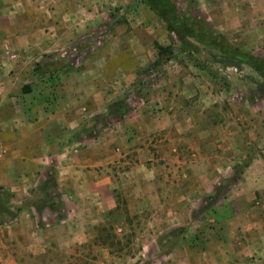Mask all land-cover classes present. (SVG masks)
Instances as JSON below:
<instances>
[{"label": "rangeland", "instance_id": "374dc122", "mask_svg": "<svg viewBox=\"0 0 264 264\" xmlns=\"http://www.w3.org/2000/svg\"><path fill=\"white\" fill-rule=\"evenodd\" d=\"M15 1L29 8L44 2L49 9L24 17L34 24L37 44L32 49L25 46V29L9 31L17 17L6 18L5 28L0 27V82L12 91L11 102L0 108L1 118L11 114L18 124L38 118L22 105L24 94L38 100L40 118H49L51 104L63 101L58 113L75 117L74 137L82 145L122 147L127 153L107 170L100 168L113 176L109 186L83 191L76 224L38 222L43 230L35 232L31 218L30 223L21 219L31 203L41 210L47 197L56 196L47 187L54 169L36 189L15 192L0 185V264H264V96L259 91L264 79L249 67L223 68L207 55L197 58L212 74L200 70L164 22L137 0H75L79 9L74 12L63 0ZM174 1L181 13L203 19L234 45L264 58V0ZM82 8L94 12L90 23ZM38 17L56 21L57 34L75 25L86 28L65 51L66 57L79 58L74 67L43 39L48 28ZM157 45L173 46L177 58H159ZM50 62L61 63L59 76L29 74L37 63ZM86 69L99 72L97 87L86 86L89 79L80 77V88L69 87L72 74ZM17 70L26 74L9 78ZM122 70L130 71L128 85L113 87L122 81ZM112 72L119 80L112 81ZM121 103L132 108L126 116L117 113ZM11 153L1 144L0 162ZM182 162L197 172L183 171L175 181L177 190L165 189L173 176L165 172ZM13 166L21 168L16 162ZM218 169H223L224 186L210 195L205 186L211 175L205 174ZM158 180L165 186L159 182L156 190ZM241 180L257 190L234 193ZM237 196L245 202L240 208L231 201ZM113 199L115 208L103 212ZM59 215L65 218L64 212ZM251 215L257 223L249 222Z\"/></svg>", "mask_w": 264, "mask_h": 264}, {"label": "crops", "instance_id": "0c3cea01", "mask_svg": "<svg viewBox=\"0 0 264 264\" xmlns=\"http://www.w3.org/2000/svg\"><path fill=\"white\" fill-rule=\"evenodd\" d=\"M63 1L65 3H69L67 4V6L71 8V11H75V0ZM17 2L18 1L15 0H0V27L5 28L4 21L6 18L17 17V19H15V23H17V26L15 25V27L9 28L11 29L9 31H12L13 29H16L18 27H20L21 29H25V46H27V50L30 48L32 49L37 44V41L34 38V34L32 32V25L34 24H32V20L29 21L26 19L25 21V15L34 12V10L37 14L39 12H43L46 9H49V5H44V2L42 4L35 3V6H31L30 9L27 4L23 6ZM77 6L78 8H75L76 10L79 9L78 4ZM82 9L87 13V23H90L93 16H95L94 12L87 8ZM51 12L53 14L55 13V11L52 10ZM18 16L22 18H18ZM41 18L42 19L38 17L37 22H41L39 24H41L45 28H48V31H45L44 33L46 35L43 37V39H46L50 42L49 47L51 49L61 52L63 51V57L61 58V60L65 63H69L74 67L76 62L79 61V58L66 57L67 55L65 54V51L67 50V47L69 45L76 43V38L82 37V32L83 30H86V28H83V26L79 27V25H75L73 26V29H69L68 31H66L67 29L61 30L62 32H60V34H57L56 28L58 24L56 23V21L53 22L49 17ZM19 19L23 20L20 21ZM65 22H67V20H65ZM69 24L70 22L67 23V27H71L69 26ZM91 25H93V23H91ZM55 36L57 37L56 39ZM14 43H16V41H14ZM27 50L26 53L28 52ZM33 69L34 67H31L29 74L32 77H36L33 73ZM120 72L121 78L122 76L124 78H122L121 82L114 81V79H117V77L119 80V75H117V73L112 72V74H110L112 77V81H114L112 83L113 87L119 88L120 86H126L129 83V78L131 77L129 76L130 71L122 70ZM10 73L11 77L9 78L11 79L23 77L26 74L22 70H17L13 73ZM3 75L7 76L5 70H3ZM72 75L74 80L70 81L69 87L73 85L77 88H80V86H82L81 83H77V78H88L89 82L86 86L93 88L92 85L94 84L97 87V83L94 79L100 76L99 72L89 69L75 71ZM11 93V87L6 82H0V108L11 102ZM24 96L25 99L23 98L22 105L28 113H30L32 116H37L38 118H31V121H29L28 123L18 124L16 123L17 120L13 116H11V114L5 118H1L0 116V145L4 144L12 150L10 157L0 162V166H5V170L0 176V185L5 186L8 189L10 188L15 192L24 190V188L36 189L38 188V184L40 183V181L42 179L44 180V177L49 176V174H52L50 170L54 169L52 175L53 178H51L52 181L48 183L47 187L51 188V190L49 191L50 195H55L56 193L54 191L57 192L54 199L56 201L60 199L64 207L60 211H52L48 206L44 205L42 206L41 210H38L34 206L35 203H31L28 207L31 211L25 209V212L23 211L21 213L23 214V216H21V219L27 220L30 223V219L28 218H31L32 224H34V227L35 225L37 227H35L34 229L35 232L38 229H40L41 231L43 230L42 226L38 224V222H42V224L45 226H51L52 224H55L56 221H72V223L74 222V224H76L79 222V216L81 214L79 213L80 199L81 197L85 196L83 191H87L88 189H92L94 186H98L101 184H106L107 186H109L108 184L111 183L113 176L104 172V170L108 169V167L105 166H109L115 159H117V157L122 158L124 154L127 153V151L125 148L121 147L119 149H115L114 147L111 148L109 145H107L105 150H103L102 146H98L97 144H92L89 146L82 145V142L80 143L81 139L77 140L76 137H74V128L76 125L75 117L72 116L65 118V115L62 116L63 113L61 115L60 113H58V110L63 108V101H59V103L57 102L53 105L51 104L49 110L50 112L47 115L49 116V118H40L44 115L41 112L39 113V107L36 106L38 100L34 98L31 99V97L26 94H24ZM20 100L22 101V99ZM53 110H56L55 114ZM130 110L132 111V108H130ZM175 114L176 113H174L173 116H176ZM15 162L21 166L20 169L16 170V168H14L13 164ZM101 167H104V170L100 169ZM186 167L187 166L183 165V162L181 166L172 167L170 170L165 172L166 175H170L173 173V176L169 181V186H165V184L162 185L160 180H158L157 183H154L155 189L159 190V187L165 186V189L166 187H169V190H172L173 192L174 190H177L178 185L175 181L178 180V175H180L185 170L189 175H191L192 172H197V170H195L194 168H192L191 171L190 168L186 169ZM218 170L219 171L217 172L211 171L205 174L207 177L211 175L209 177V183L205 186V190L209 192L208 194L210 195H215V193H210L211 190L221 193L222 186H224L222 180V177L225 178V175H223V169ZM164 171H166V169H164ZM108 172L110 171L108 170ZM126 174L129 175V173ZM2 175H4L5 177H2ZM247 175H249V170L247 171ZM247 175H244L243 177L246 178ZM248 179H251V177L249 176ZM251 181L253 180L251 179ZM159 182L161 183V186H159ZM240 182L241 186L238 187L234 191V193L243 192L249 195L252 194L253 190H257L258 188H252L251 186V188H248L247 182L245 183V180H241ZM252 185H256L255 181H253ZM108 189L109 188L107 187V190ZM136 191H138V197L144 198L141 193L142 189H136ZM255 192L256 191H254V194H256ZM158 195L159 193L156 194L155 198H158ZM111 197H113V189L111 190ZM218 197L220 199H223L221 195H219ZM238 197L239 196L234 197L231 201L236 207L240 208L243 204H245V202L241 201L240 198L238 199ZM170 199L172 198L170 197ZM115 206L116 203L113 199V201H109L106 207H103V212L110 213V211H112ZM59 212L65 213L64 219L59 215ZM248 220L249 222L257 223L258 217H256V215H251ZM56 225L59 224L56 223Z\"/></svg>", "mask_w": 264, "mask_h": 264}, {"label": "trees", "instance_id": "16d2710c", "mask_svg": "<svg viewBox=\"0 0 264 264\" xmlns=\"http://www.w3.org/2000/svg\"><path fill=\"white\" fill-rule=\"evenodd\" d=\"M147 7L158 19L164 22L167 31L179 41L183 54L194 58L195 66L204 72L212 74V69L200 61L197 56L207 55L213 63L223 68L249 67L260 78L264 79V58L255 55L251 50L234 45L227 37L216 33L203 19L187 13H181L174 0H137ZM159 58L166 55L168 60H175L176 51L173 46L157 45ZM69 66V65H68ZM70 67V66H69ZM61 63H37L33 69L35 76L56 77L61 73ZM216 76V75H211ZM260 93L264 96V83L259 87ZM130 108L121 103L117 112L126 116ZM49 200L45 206L52 211H60L63 207L61 201L47 197ZM38 210V205H34ZM44 206V205H43ZM107 230V229H103ZM113 236L108 235L111 239ZM115 238V237H114ZM117 240V238H115ZM114 242V241H113Z\"/></svg>", "mask_w": 264, "mask_h": 264}]
</instances>
